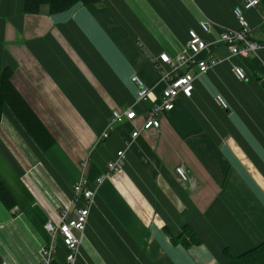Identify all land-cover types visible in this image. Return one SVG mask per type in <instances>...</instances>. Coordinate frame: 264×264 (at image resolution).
<instances>
[{
	"label": "crops",
	"instance_id": "crops-1",
	"mask_svg": "<svg viewBox=\"0 0 264 264\" xmlns=\"http://www.w3.org/2000/svg\"><path fill=\"white\" fill-rule=\"evenodd\" d=\"M242 2L99 0L28 13L25 0H0V72L12 69L14 86L55 139L43 150L5 109L0 179L15 206L0 199V264H42L46 223L73 213L75 184L94 187L121 150L123 168L97 185L76 264H225V249L239 255L264 242V48L231 57L226 45L210 46L202 56L221 62L196 79L191 97L180 95L161 128L132 139L152 102L137 101L132 76L160 96L166 82L156 57L182 53L190 30L214 42L238 28ZM246 14L264 43V0ZM131 106L141 116L109 128L113 111ZM66 252L59 239L58 264Z\"/></svg>",
	"mask_w": 264,
	"mask_h": 264
},
{
	"label": "built area",
	"instance_id": "built-area-1",
	"mask_svg": "<svg viewBox=\"0 0 264 264\" xmlns=\"http://www.w3.org/2000/svg\"><path fill=\"white\" fill-rule=\"evenodd\" d=\"M259 3L260 0H243L241 4L237 5L234 8V15L238 20L239 27L223 30L217 35L214 42L203 39L196 30H190V39L186 49L182 53L175 57L165 52L157 56L155 59L157 66L161 71L163 81L166 82V86L160 96H155L153 90L146 85L139 75H133L132 81L138 87L137 101L149 102L151 100V105L142 116L133 106L125 110L115 109L109 128L112 129L117 124L132 122L138 119L139 115L143 119V124L132 133L133 140L143 131L161 128V117L165 113L174 110L176 100L180 95L191 97L194 92L196 79L221 62L217 58L202 56L203 51L213 44L222 43L226 45L231 53V57H248L264 48V43L254 39L253 27L246 14L247 11L257 7ZM201 27L207 33L213 31L211 23L207 20L201 21ZM232 71L239 80H245L248 77L247 72L240 65L233 64ZM220 102L225 107L227 106L226 102H222L221 100ZM109 134V131H106L103 137H108ZM131 143L132 141L129 145ZM125 153V150L118 152L116 159L108 164L107 173L98 179L94 187L89 186L86 180H80L75 184L74 204L76 206L74 212L71 213V209L66 208L61 213L58 222L48 221L45 225L51 235V241L41 249L42 264H58L59 239H62L67 249L63 264H76L91 208L95 202L97 185L103 182L105 177L111 176L123 168ZM177 172L182 180L189 179L184 166L178 167ZM3 264L11 263L4 261Z\"/></svg>",
	"mask_w": 264,
	"mask_h": 264
},
{
	"label": "trees",
	"instance_id": "trees-1",
	"mask_svg": "<svg viewBox=\"0 0 264 264\" xmlns=\"http://www.w3.org/2000/svg\"><path fill=\"white\" fill-rule=\"evenodd\" d=\"M99 0H25V11L39 13L42 6L48 5L51 12H60L82 2L96 3ZM12 69L0 72V121L6 108H9L35 142L45 151L54 144L55 139L41 122L35 111L29 106L12 82ZM0 199L8 207L15 206V199L0 179ZM190 237L195 236L193 230L185 228ZM196 239L198 237L196 236ZM225 264H264V242L242 254H235L229 248L224 250Z\"/></svg>",
	"mask_w": 264,
	"mask_h": 264
},
{
	"label": "rangeland",
	"instance_id": "rangeland-1",
	"mask_svg": "<svg viewBox=\"0 0 264 264\" xmlns=\"http://www.w3.org/2000/svg\"><path fill=\"white\" fill-rule=\"evenodd\" d=\"M4 114V113H3ZM31 136V135H30ZM34 140V139H33ZM35 141V140H34Z\"/></svg>",
	"mask_w": 264,
	"mask_h": 264
}]
</instances>
